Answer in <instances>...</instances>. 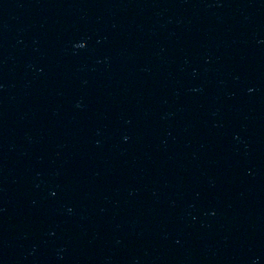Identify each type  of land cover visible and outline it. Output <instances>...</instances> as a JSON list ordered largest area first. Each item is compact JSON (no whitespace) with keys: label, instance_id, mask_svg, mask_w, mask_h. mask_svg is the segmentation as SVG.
I'll return each instance as SVG.
<instances>
[{"label":"water","instance_id":"95a60500","mask_svg":"<svg viewBox=\"0 0 264 264\" xmlns=\"http://www.w3.org/2000/svg\"><path fill=\"white\" fill-rule=\"evenodd\" d=\"M0 264H264V0H0Z\"/></svg>","mask_w":264,"mask_h":264}]
</instances>
